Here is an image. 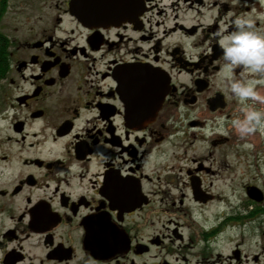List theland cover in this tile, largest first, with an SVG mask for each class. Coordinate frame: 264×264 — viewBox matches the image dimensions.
<instances>
[{
  "label": "flooded vegetation",
  "instance_id": "af4514ba",
  "mask_svg": "<svg viewBox=\"0 0 264 264\" xmlns=\"http://www.w3.org/2000/svg\"><path fill=\"white\" fill-rule=\"evenodd\" d=\"M72 1L0 0V264H264L215 39L264 0Z\"/></svg>",
  "mask_w": 264,
  "mask_h": 264
},
{
  "label": "clouds",
  "instance_id": "9594fccd",
  "mask_svg": "<svg viewBox=\"0 0 264 264\" xmlns=\"http://www.w3.org/2000/svg\"><path fill=\"white\" fill-rule=\"evenodd\" d=\"M228 25H221L215 39L221 49L223 65L221 76L227 92L239 105L240 115L233 118L231 131L238 138L245 139L255 133L264 135V93L257 85H264V30L254 27L252 16L236 15ZM241 69L239 76L235 69ZM221 131L228 134L222 127Z\"/></svg>",
  "mask_w": 264,
  "mask_h": 264
},
{
  "label": "rangeland",
  "instance_id": "374dc122",
  "mask_svg": "<svg viewBox=\"0 0 264 264\" xmlns=\"http://www.w3.org/2000/svg\"><path fill=\"white\" fill-rule=\"evenodd\" d=\"M261 138H264V135H262ZM254 144H260V145L256 146V145H254ZM245 148L249 151V153H250L251 155H252V154H256V152H259L260 155H261V154L264 155V144H263V143L261 144V143L259 142V140H258L257 142H255V143H253V144H250L249 146H246ZM257 150H258V151H257ZM257 155H258V154H257ZM260 155H258V157H260ZM249 160H250V159H249ZM248 177L250 178V181L255 180V179H253L254 174H253V166H252V165H250V172H249V174L247 175L246 179H247ZM246 179H244V180H246Z\"/></svg>",
  "mask_w": 264,
  "mask_h": 264
},
{
  "label": "water",
  "instance_id": "95a60500",
  "mask_svg": "<svg viewBox=\"0 0 264 264\" xmlns=\"http://www.w3.org/2000/svg\"><path fill=\"white\" fill-rule=\"evenodd\" d=\"M80 1H81V0H73V1L71 2V4H70L71 9L75 11V10H76V9H75V6H76ZM81 18H82V17H81ZM81 18L79 17L80 20H82Z\"/></svg>",
  "mask_w": 264,
  "mask_h": 264
}]
</instances>
